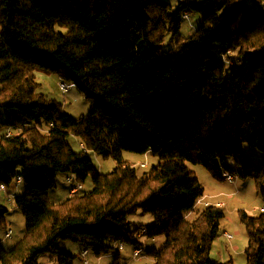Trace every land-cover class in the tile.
<instances>
[{
    "label": "trees",
    "instance_id": "obj_1",
    "mask_svg": "<svg viewBox=\"0 0 264 264\" xmlns=\"http://www.w3.org/2000/svg\"><path fill=\"white\" fill-rule=\"evenodd\" d=\"M191 12L201 23L184 37ZM37 69L73 82L88 113L72 117L38 92ZM89 151L112 157L114 168L99 172ZM123 151L159 162L138 174ZM187 163L216 179L251 175L262 188L264 0H0V183L25 169L16 201L25 233L10 248L0 241V264H38L45 253L74 264L59 239L117 261L119 243L142 246L127 218L137 210L153 216L148 238L164 236L146 250L153 264H234L210 257L222 205L185 216L204 195ZM60 172L82 185L90 177L93 188L50 202ZM7 211L0 205V229ZM239 217L246 264H264V213Z\"/></svg>",
    "mask_w": 264,
    "mask_h": 264
},
{
    "label": "rangeland",
    "instance_id": "obj_2",
    "mask_svg": "<svg viewBox=\"0 0 264 264\" xmlns=\"http://www.w3.org/2000/svg\"><path fill=\"white\" fill-rule=\"evenodd\" d=\"M167 1L171 3L175 2V0ZM200 23V14L191 12L188 19L183 18L181 21L180 35L184 37L190 35ZM167 43L168 41L165 40L162 47H169ZM35 78L39 83L37 91L44 94L47 98L60 103L62 109L70 116L80 117L88 113L91 103L83 96L76 86L62 92L59 88V82L61 79L58 75L44 69L35 70ZM68 142L75 150H80L79 139L77 137H69ZM243 149L248 155L252 153L246 144L243 146ZM88 155L92 159L97 170L101 173L110 172L116 164L112 157H103L93 151H89ZM122 156L124 159L128 160L131 165H134L138 174L148 172L152 166L159 162V157L150 152L139 154L123 151ZM251 159L253 162H259V159ZM224 162L233 166V160L231 157H226ZM141 163H144V166H141ZM187 165L205 189L204 195L201 198H204L211 203H217L218 201L223 202L221 208L223 209L224 216L220 220L217 236L211 245V259L214 261L219 260L221 251L223 252L225 250L226 253L227 249L233 254L234 264H246L244 248L247 244V235L245 226L239 217V210H244L247 214L253 216H258L261 213H264V211H262V208H264V180L262 182V188L259 187L255 177L251 175L246 177L235 175L234 181L228 182L224 179L214 178L202 165L189 163H187ZM250 167L251 166L248 165L247 169ZM24 171L25 169L19 168L18 174L22 175ZM68 175L69 174L63 172L56 175L55 182L57 186L48 191V200L50 202L59 203L67 198L72 186V183L66 180ZM92 188V180L89 177L83 183L82 189H80L78 193H88ZM23 191L24 184L22 181L20 183L13 181L6 190L0 189V205L8 209L5 215L6 229L11 228L12 231L9 237H5L6 229H0V241L7 248L14 245L25 233V217L23 213L16 208V201L20 198ZM8 196L11 197L10 201L7 199ZM203 206L205 205H195L192 211L185 213V216L188 219H192L195 214L203 208ZM127 218L130 222L129 227L131 230H137L135 234L142 246L140 247V253L138 256L134 257V246L123 244V248L119 250L120 255L117 261L120 264H153V259L146 254V250L154 247L157 248L164 241V236L155 238L147 237V227L151 224L153 216L150 213L137 210ZM224 230L225 232L231 233L233 239L228 241L223 236ZM230 244H237L238 246L233 249ZM55 246L76 254L77 257L74 259V264H82V261L79 259V251L83 249L81 244L67 239H59L55 243ZM87 259L89 264H113L117 262L112 253L96 256L94 253L90 252ZM38 264H58V256L56 254L45 253L39 256Z\"/></svg>",
    "mask_w": 264,
    "mask_h": 264
},
{
    "label": "built area",
    "instance_id": "obj_3",
    "mask_svg": "<svg viewBox=\"0 0 264 264\" xmlns=\"http://www.w3.org/2000/svg\"><path fill=\"white\" fill-rule=\"evenodd\" d=\"M183 16L185 18H187L188 17V14L185 13ZM71 87H74V85H72L71 82H66V81H63V80H61L59 82V88H60V90H68ZM143 164L144 163H141V165H143ZM230 176H231V182H233L234 181V177H233V175L231 173H230ZM19 177H22V176L21 175H17V177H16V183L19 182ZM66 180H69V182H71L70 181V178H69V175L66 177ZM6 188L7 187L4 184H1L0 183V189L1 190H6ZM78 191L79 190H78V188L76 186H74V185L71 186V188H70V193L71 194L77 193ZM10 198H11L10 196L7 197L8 201H10ZM208 203H210V202H205L202 199H197L195 205H197V204H204L206 206V205H208ZM217 203H219V205H223V202H217ZM262 211H264V208H262ZM11 232H12L11 231V228L7 229V237L10 236ZM223 235L225 237H231V238L233 237V235L231 233H228V232H225V231L223 232ZM117 247H118L119 250L122 249L123 248V243H119L117 245ZM138 249H140V248L139 247H134V250H133V256L134 257H137V250ZM87 253H88V249H84L81 252V257H82V260L81 261H82V264H89V261L87 259Z\"/></svg>",
    "mask_w": 264,
    "mask_h": 264
},
{
    "label": "bare ground",
    "instance_id": "obj_4",
    "mask_svg": "<svg viewBox=\"0 0 264 264\" xmlns=\"http://www.w3.org/2000/svg\"><path fill=\"white\" fill-rule=\"evenodd\" d=\"M71 84L75 86V84L73 82ZM61 91L65 92L66 90H61ZM80 146L83 149H85L82 144H80ZM141 166H144V164L141 165ZM222 177H223L224 180H226L228 182H231V176H230L229 172H223L222 173ZM69 178H70V181H71L72 185L76 186L78 188V190L82 189V184L75 179L74 175H72V174L69 175ZM21 181H22V177H19V182H17V183H20ZM67 181H69V180H67ZM10 200H11V198H10ZM205 202H208V201H205ZM218 202H220V201H218ZM208 204H210V203H208ZM216 204L219 205V203H216ZM5 237H7V229L5 231ZM227 238L231 239V237H227ZM139 253H140V249L137 250V256H138Z\"/></svg>",
    "mask_w": 264,
    "mask_h": 264
},
{
    "label": "crops",
    "instance_id": "obj_5",
    "mask_svg": "<svg viewBox=\"0 0 264 264\" xmlns=\"http://www.w3.org/2000/svg\"><path fill=\"white\" fill-rule=\"evenodd\" d=\"M57 186V185H56ZM204 191H205V189H204ZM69 196H71V193L69 192L68 193V196L67 197H69ZM199 199H202L203 201H207V200H205L204 198H199ZM209 202V201H208ZM225 231V230H224ZM224 236V235H223ZM225 237V236H224ZM228 241H230L231 239H233V237L231 238V239H228L227 237H225ZM230 246L233 248V249H235V248H237V244H230ZM83 249H81L80 251H79V259L80 260H82V257H81V252L84 250V249H86V248H84V247H82ZM90 253V251H88V253H87V256H88V254ZM113 254V253H112ZM114 255V254H113ZM119 255L120 254H118V257H119ZM211 255H212V252H211ZM99 258V257H98ZM228 258H231L232 259V261L234 262V258H233V254H231L227 249H226V253H225V250L222 252L221 251V255H220V258H219V260H216V261H218V262H221V261H226V260H228ZM119 263V262H118ZM120 264V263H119Z\"/></svg>",
    "mask_w": 264,
    "mask_h": 264
}]
</instances>
